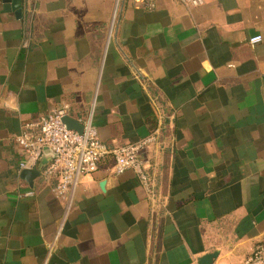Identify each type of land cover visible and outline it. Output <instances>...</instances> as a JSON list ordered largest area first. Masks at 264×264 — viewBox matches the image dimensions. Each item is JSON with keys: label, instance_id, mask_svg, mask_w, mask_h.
I'll return each instance as SVG.
<instances>
[{"label": "crops", "instance_id": "crops-1", "mask_svg": "<svg viewBox=\"0 0 264 264\" xmlns=\"http://www.w3.org/2000/svg\"><path fill=\"white\" fill-rule=\"evenodd\" d=\"M12 1L0 0V264H245L264 245V0H21L18 17ZM62 107L90 115L107 146L158 131L140 154L149 190L110 158L64 201L41 175L51 151L20 169L22 123ZM25 170L40 174L29 184Z\"/></svg>", "mask_w": 264, "mask_h": 264}, {"label": "built area", "instance_id": "built-area-1", "mask_svg": "<svg viewBox=\"0 0 264 264\" xmlns=\"http://www.w3.org/2000/svg\"><path fill=\"white\" fill-rule=\"evenodd\" d=\"M180 2L189 7H199L203 4V0H180ZM135 3L153 7L150 0H135ZM260 42L259 36L249 39L251 46ZM65 116L67 109L62 107L52 109L36 122L22 123L15 139L26 159L19 164L20 169L35 168L41 162L43 149L48 148L53 157L45 164L41 175L45 182L53 181L51 192L57 199L64 201L80 176L96 172L99 163L110 158L114 175L130 171L137 177L139 183L149 190L151 180L140 160V154L157 142L158 131H153L135 142L107 146L99 139L90 115L79 121L83 126L81 134L66 128L63 123ZM21 196L30 197L33 196V192L27 191L19 195ZM263 254L264 245H257L245 264H258Z\"/></svg>", "mask_w": 264, "mask_h": 264}, {"label": "water", "instance_id": "water-1", "mask_svg": "<svg viewBox=\"0 0 264 264\" xmlns=\"http://www.w3.org/2000/svg\"><path fill=\"white\" fill-rule=\"evenodd\" d=\"M4 2L6 4L10 3V2H8V0H4ZM20 3H21V0H13L11 5H6L5 4L3 8H4L5 11H8V12L13 10L15 12V15L18 17L21 14L20 13L21 12ZM63 123H64V125L66 126L67 129L73 130V131H75V132H77L79 134L82 133V130H83L82 124L79 123L78 121L72 119L71 117L65 116L63 118ZM44 149L49 150L48 148H44ZM52 157H53V154H52ZM43 165H45V163H43ZM39 174H40V171H38V170H33V171L25 170V171L22 172V176L25 178V180L27 182H29V184H31V181L36 176H38ZM214 257H215V255H209V256L205 257L204 258L205 264H210Z\"/></svg>", "mask_w": 264, "mask_h": 264}]
</instances>
